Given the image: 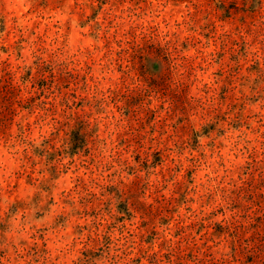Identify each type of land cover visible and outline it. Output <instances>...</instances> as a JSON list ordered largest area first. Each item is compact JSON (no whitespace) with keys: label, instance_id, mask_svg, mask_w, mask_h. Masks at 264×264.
<instances>
[{"label":"clouds","instance_id":"obj_1","mask_svg":"<svg viewBox=\"0 0 264 264\" xmlns=\"http://www.w3.org/2000/svg\"><path fill=\"white\" fill-rule=\"evenodd\" d=\"M0 264H264V0H0Z\"/></svg>","mask_w":264,"mask_h":264}]
</instances>
